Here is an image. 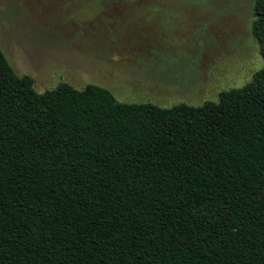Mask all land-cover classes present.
<instances>
[{
    "label": "trees",
    "instance_id": "trees-1",
    "mask_svg": "<svg viewBox=\"0 0 264 264\" xmlns=\"http://www.w3.org/2000/svg\"><path fill=\"white\" fill-rule=\"evenodd\" d=\"M252 34L264 60V0ZM0 264H264V67L163 109L38 93L0 50Z\"/></svg>",
    "mask_w": 264,
    "mask_h": 264
},
{
    "label": "rangeland",
    "instance_id": "rangeland-1",
    "mask_svg": "<svg viewBox=\"0 0 264 264\" xmlns=\"http://www.w3.org/2000/svg\"><path fill=\"white\" fill-rule=\"evenodd\" d=\"M256 0H0V50L44 93L107 89L163 109L217 102L264 67Z\"/></svg>",
    "mask_w": 264,
    "mask_h": 264
}]
</instances>
